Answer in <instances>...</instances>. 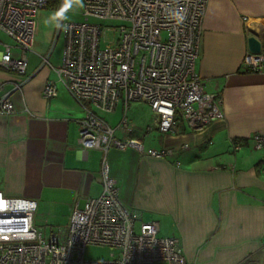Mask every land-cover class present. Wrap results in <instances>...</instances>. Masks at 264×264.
<instances>
[{"label": "crops", "instance_id": "0c3cea01", "mask_svg": "<svg viewBox=\"0 0 264 264\" xmlns=\"http://www.w3.org/2000/svg\"><path fill=\"white\" fill-rule=\"evenodd\" d=\"M252 34L264 56V0H206L195 70L207 93L220 92L222 116L203 130L183 124L167 133L151 126L146 103L131 101L126 117L133 130L115 135L141 138L145 148L174 156L108 152L126 208L139 223L155 221L159 233L176 237L189 264H264V151L250 138L264 134V71L243 67ZM33 50L25 75L0 68V93L22 82L9 93L13 114H0V193L36 200L33 224L43 232L40 225L69 224L76 202L99 195L101 152L77 143L83 110L63 84L56 83L54 97L43 96L56 76L40 67L42 54ZM121 111L119 104L98 113L114 126Z\"/></svg>", "mask_w": 264, "mask_h": 264}, {"label": "built area", "instance_id": "2783aa9c", "mask_svg": "<svg viewBox=\"0 0 264 264\" xmlns=\"http://www.w3.org/2000/svg\"><path fill=\"white\" fill-rule=\"evenodd\" d=\"M84 20L61 21L63 36L58 65L51 50L40 55V67L55 73L42 89L46 99L60 82L83 110L77 143L84 151L101 152V192L82 206H73L68 228L47 237L34 226L37 202L0 193V264H189L176 237L159 236L155 221H141L124 205L120 187L111 175V148H132L153 158H171L172 150L145 148L141 138L128 135L133 126L126 117L131 101L146 103L151 126L167 133L187 125L206 128L222 116V96L207 93L195 70L206 0H81ZM48 0H0V32L13 44L0 43V68L26 74L27 53L34 52L37 13ZM116 20L107 27L88 21ZM182 17V19H181ZM245 71H264V56L246 52ZM28 79V77H25ZM0 93V114L14 112L9 93ZM122 105L117 124L110 125L98 111L112 113ZM253 146L264 151V134H253ZM238 149L240 145L233 141ZM178 164V161H174ZM87 245L110 247L109 259H86Z\"/></svg>", "mask_w": 264, "mask_h": 264}, {"label": "rangeland", "instance_id": "374dc122", "mask_svg": "<svg viewBox=\"0 0 264 264\" xmlns=\"http://www.w3.org/2000/svg\"><path fill=\"white\" fill-rule=\"evenodd\" d=\"M82 2L81 0H58L56 3H51L40 14L36 16V30H35V44L34 48L46 55L51 50V62L57 63L60 60L62 44L61 36L58 34V26L61 21L80 22L84 20L82 14ZM89 22L105 25L107 27L117 26L120 24L116 20H100L94 17L88 18ZM1 43L13 44V41L5 34L0 32ZM0 43V48L2 44ZM36 221V217H35ZM138 219L136 220V229L138 226ZM67 222L62 226H45L40 225L44 237H47L51 233H56L68 228ZM159 236H164L163 233H159ZM113 254V250L110 247L99 245H87L84 249V257L86 259H109Z\"/></svg>", "mask_w": 264, "mask_h": 264}, {"label": "water", "instance_id": "95a60500", "mask_svg": "<svg viewBox=\"0 0 264 264\" xmlns=\"http://www.w3.org/2000/svg\"><path fill=\"white\" fill-rule=\"evenodd\" d=\"M248 50L251 53L258 54L261 51V43L255 35H250L247 38Z\"/></svg>", "mask_w": 264, "mask_h": 264}, {"label": "trees", "instance_id": "16d2710c", "mask_svg": "<svg viewBox=\"0 0 264 264\" xmlns=\"http://www.w3.org/2000/svg\"><path fill=\"white\" fill-rule=\"evenodd\" d=\"M56 2H58V0H48V5L51 4V3L54 4V3H56Z\"/></svg>", "mask_w": 264, "mask_h": 264}, {"label": "clouds", "instance_id": "9594fccd", "mask_svg": "<svg viewBox=\"0 0 264 264\" xmlns=\"http://www.w3.org/2000/svg\"><path fill=\"white\" fill-rule=\"evenodd\" d=\"M81 6H82V4H81ZM181 19H182V17H181Z\"/></svg>", "mask_w": 264, "mask_h": 264}]
</instances>
